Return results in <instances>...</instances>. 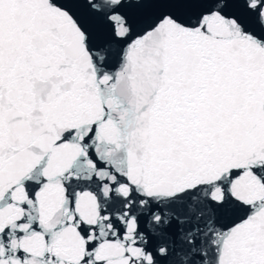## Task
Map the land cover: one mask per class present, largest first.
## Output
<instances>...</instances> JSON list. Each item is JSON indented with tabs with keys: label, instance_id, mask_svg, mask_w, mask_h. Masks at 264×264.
<instances>
[{
	"label": "snow or ice",
	"instance_id": "6c2138e0",
	"mask_svg": "<svg viewBox=\"0 0 264 264\" xmlns=\"http://www.w3.org/2000/svg\"><path fill=\"white\" fill-rule=\"evenodd\" d=\"M0 264H264V0H0Z\"/></svg>",
	"mask_w": 264,
	"mask_h": 264
}]
</instances>
